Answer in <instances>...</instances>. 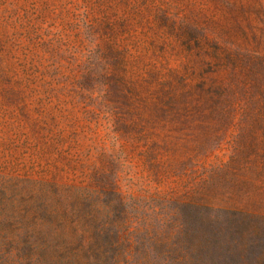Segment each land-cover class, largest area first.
Wrapping results in <instances>:
<instances>
[{
  "label": "rangeland",
  "instance_id": "1",
  "mask_svg": "<svg viewBox=\"0 0 264 264\" xmlns=\"http://www.w3.org/2000/svg\"><path fill=\"white\" fill-rule=\"evenodd\" d=\"M89 193L235 212L214 262L264 264V0H0V250Z\"/></svg>",
  "mask_w": 264,
  "mask_h": 264
},
{
  "label": "trees",
  "instance_id": "2",
  "mask_svg": "<svg viewBox=\"0 0 264 264\" xmlns=\"http://www.w3.org/2000/svg\"><path fill=\"white\" fill-rule=\"evenodd\" d=\"M94 195L76 200L73 221L92 233L57 240L52 248L0 250V264H218L212 258L216 242L244 224L235 212L178 202L170 209H141L121 196L110 206L112 215L100 218L94 210L99 196ZM244 231L253 232L250 227Z\"/></svg>",
  "mask_w": 264,
  "mask_h": 264
}]
</instances>
